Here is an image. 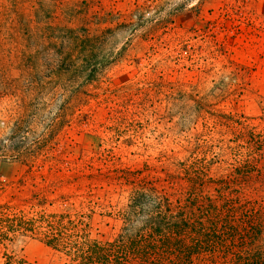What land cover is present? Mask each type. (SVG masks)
<instances>
[{
	"label": "rangeland",
	"instance_id": "374dc122",
	"mask_svg": "<svg viewBox=\"0 0 264 264\" xmlns=\"http://www.w3.org/2000/svg\"><path fill=\"white\" fill-rule=\"evenodd\" d=\"M189 95L264 134V0H0V264H70L48 216L115 239L127 170L233 163Z\"/></svg>",
	"mask_w": 264,
	"mask_h": 264
},
{
	"label": "trees",
	"instance_id": "16d2710c",
	"mask_svg": "<svg viewBox=\"0 0 264 264\" xmlns=\"http://www.w3.org/2000/svg\"><path fill=\"white\" fill-rule=\"evenodd\" d=\"M186 98L197 118L209 113L229 129L243 126L231 141L237 145L227 148L233 163L215 156L178 161L156 174L148 166L127 170L135 191L118 212L125 223L115 239H91L84 222L63 225L68 217L57 222L48 216L47 230L40 232L46 245L61 246L70 264H264V134L237 117L212 112L213 105L199 97ZM216 165L224 167L213 174ZM11 222L36 231L33 219L16 216Z\"/></svg>",
	"mask_w": 264,
	"mask_h": 264
}]
</instances>
